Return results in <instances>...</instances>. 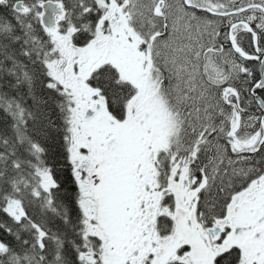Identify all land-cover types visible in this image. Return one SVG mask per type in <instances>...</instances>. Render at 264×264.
Listing matches in <instances>:
<instances>
[{
  "label": "snow or ice",
  "instance_id": "obj_1",
  "mask_svg": "<svg viewBox=\"0 0 264 264\" xmlns=\"http://www.w3.org/2000/svg\"><path fill=\"white\" fill-rule=\"evenodd\" d=\"M0 264H264V0H0Z\"/></svg>",
  "mask_w": 264,
  "mask_h": 264
}]
</instances>
